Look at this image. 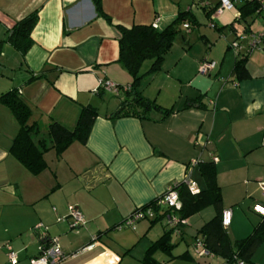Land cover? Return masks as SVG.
I'll return each mask as SVG.
<instances>
[{"label":"crops","instance_id":"1","mask_svg":"<svg viewBox=\"0 0 264 264\" xmlns=\"http://www.w3.org/2000/svg\"><path fill=\"white\" fill-rule=\"evenodd\" d=\"M192 1L100 0L97 13L92 0H0V93L18 91L38 128L35 141L45 138L49 144L52 121L73 129L82 106L98 112L85 144L74 142L59 156L48 149L46 169L32 175L7 152L18 123L0 104V264H12L9 251L17 254L15 264H29L48 237H57L66 255L58 264H143L146 250L170 228L150 220L138 221L134 229L114 226L188 175L203 188L199 166L206 162L214 165L222 209L231 210L228 237L245 238L261 222L252 206L264 203V45L242 55L247 39L240 38L262 28L258 18L237 21L226 11L210 25V8H190L197 24L184 39L175 37L160 67L146 74L152 61L140 66L137 90L160 106L147 117L111 119L126 92H91L99 79L115 86L132 82L117 61L116 26L155 20L162 30ZM35 9L32 44L21 55L4 40L9 28ZM235 40L241 45L238 56L229 44ZM205 59L215 63L206 74L199 70ZM106 95L113 99L106 101ZM70 204L84 216L85 226L77 232L68 220H58ZM214 214L207 207L188 217L179 234L171 231L170 253L155 250L154 262L225 264L221 257L193 252L197 229ZM36 223L48 227L42 238L32 230ZM86 246L91 248L82 250ZM245 264H264V242Z\"/></svg>","mask_w":264,"mask_h":264},{"label":"trees","instance_id":"2","mask_svg":"<svg viewBox=\"0 0 264 264\" xmlns=\"http://www.w3.org/2000/svg\"><path fill=\"white\" fill-rule=\"evenodd\" d=\"M92 2L97 13H101L100 0H92ZM234 2L236 10L240 12V18H234L235 20L248 22V20L253 21L257 18L256 2L243 0H234ZM190 8L192 7L187 8L185 11H178L175 19L162 30H158L151 23L150 25H133L130 28L116 26L120 33L117 61L122 63L127 72L132 75V82L129 84L130 86L116 85L120 90L123 87H128L123 90V92H126L127 98L118 111L110 117L111 119L124 116L147 117L151 110H160V106L154 100L151 101L143 97L140 91L137 90V84L142 76L139 75V69L145 60H151L152 64L146 74L157 70L163 61L164 55L172 46L175 37L180 35L184 39L186 33L197 24ZM201 8H210L206 13L210 21V15L214 11V7L209 5ZM37 20L38 10L35 9L9 28L4 42L10 43L17 52L23 55L32 44L30 35ZM184 23L188 24L187 30L182 27ZM1 52L2 43H0V55ZM240 64L241 61L237 67ZM0 104L10 110L11 115L18 123V131L12 138V143L7 152L32 175H37L46 169L44 153L48 149L54 150L55 154L59 156L74 142L85 144L93 122L98 116V112L94 107L85 105L81 107L73 129H67L56 121L50 122L46 131L48 144L45 138H38L35 141V137L39 134L38 128L35 126V122L30 121V108L23 102L17 90L13 88L0 93ZM162 113L165 115L167 110H163ZM213 167L214 165L211 162L200 164L199 174L204 182V187L198 189L197 192H190L182 181L175 185L181 204L178 216L187 219L207 207H213L215 210L214 216L197 229L196 237L202 239L201 242H203L204 248L209 254L223 258L226 264H232L236 259L249 263L257 247L264 242V216H261L262 220L259 224L252 227L253 229L247 237L232 241L221 224L220 216L223 209L220 204L221 196L220 188L216 182V171ZM154 203L155 199L139 208L155 207ZM163 215L164 210L158 212L155 219H150L151 223L160 220ZM170 233L171 230L167 229L159 239L152 243L143 256V264H158L151 257L157 249L170 253L172 248L169 244Z\"/></svg>","mask_w":264,"mask_h":264},{"label":"built area","instance_id":"3","mask_svg":"<svg viewBox=\"0 0 264 264\" xmlns=\"http://www.w3.org/2000/svg\"><path fill=\"white\" fill-rule=\"evenodd\" d=\"M238 1V0H236ZM243 1H253L256 2V15L257 18L262 23V28L259 31L250 32L247 35H242L241 39H247V46L245 51L242 55L248 54L254 50L260 49L262 45H264V0H243ZM209 6L207 1L204 0H193L192 1V8L193 7H203ZM226 11H231L233 13V17L235 19L240 18V12L235 8L234 0H217V5L214 7V11L210 15V25H213L214 19L221 15ZM154 27H156L155 23H152ZM185 30L188 29V24L184 23L182 26ZM240 42L235 40L232 41L230 44V48L234 51L237 56L240 54L241 45ZM241 55V56H242ZM215 63L209 60H203L200 63V72L207 73L209 70L214 68ZM128 87H123V89H119L118 86H115V83L106 80V79H99L96 90L97 91H105L110 92L114 95H119L121 91L127 89ZM184 185L188 188V190L192 193L197 192L198 188L194 181H192L188 176L182 180ZM175 185L167 188L159 197L155 199L154 206H147L144 209H140L139 207L133 209V211L124 219L122 222L118 223L115 226V229H121L124 227H128L130 229H134L136 223L140 220H150L155 219L158 212L164 210L163 219L165 220L166 225L168 228L172 229L175 233H180V227L186 224V219H182L178 216V210L181 207L179 195L177 194V190L175 189ZM261 192L262 196H264V183H261ZM79 208L75 204L68 205V212L67 216L63 218H59L58 220H68L69 227L71 230L79 231L80 228L85 226L84 216L81 213ZM252 211L256 213V215L264 216V203H254L252 206ZM221 224L223 229L227 228L230 224L231 220V210L225 209L222 211L221 214ZM48 227L41 224L36 223L32 230L37 233V237H44L45 232L47 231ZM201 238H195L193 242V252L194 255L197 257H204L209 255V253L204 248L203 242H201ZM91 248L90 246H86L82 248V250ZM39 254L35 257H31L29 259V264H58L63 259H65L66 255L63 253L62 248L59 244V240L57 237H48V242L45 245L40 246ZM77 253H73L72 256L74 257ZM211 256L213 254H210ZM8 259L12 264H15L17 261V254L13 251H9L7 253ZM234 264H245L242 260H235ZM226 264V263H225Z\"/></svg>","mask_w":264,"mask_h":264},{"label":"rangeland","instance_id":"4","mask_svg":"<svg viewBox=\"0 0 264 264\" xmlns=\"http://www.w3.org/2000/svg\"><path fill=\"white\" fill-rule=\"evenodd\" d=\"M228 15H230L229 13H228ZM224 18H226V16L224 17ZM224 18L222 19V20H224ZM152 23H155L156 24V27H158V25H157V22L154 20V21H152ZM183 32V31H182ZM147 63V62H146ZM146 65V64H145ZM93 94H96V93H98L99 91H97L95 88L91 91ZM108 95H110V94H108ZM108 95H106L104 98H106V101H108V100H112L113 98H111V97H109ZM114 95V94H113ZM106 103H104V105H102V110L103 109H105L106 108ZM100 108V107H99ZM164 222H165V220L163 219V218H161L160 220L158 219V221L157 222H155V224H157V226L158 227H160L162 224H164ZM126 229V228H125ZM123 231H125V230H123ZM175 237L176 236H174V234H172V236H171V239H172V241L175 239ZM186 239H187V241H189V238H187L186 237ZM182 245L184 246V247H186L185 246V243H182Z\"/></svg>","mask_w":264,"mask_h":264}]
</instances>
